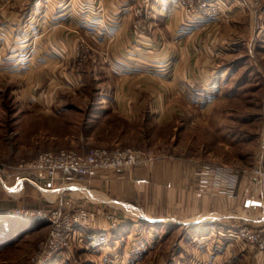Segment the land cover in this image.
<instances>
[{"label":"crops","instance_id":"0c3cea01","mask_svg":"<svg viewBox=\"0 0 264 264\" xmlns=\"http://www.w3.org/2000/svg\"><path fill=\"white\" fill-rule=\"evenodd\" d=\"M218 1L219 19L195 21L177 0H16L0 10V89L21 88L28 104L15 126H26L31 113L79 129L62 134L59 144L67 147L176 146L178 124L187 128L204 107L196 100L235 76L239 64L226 56L255 39V16L243 11L245 0ZM82 34L97 53L80 65ZM58 133L47 138L58 141ZM177 155L130 169L91 170L83 183L65 171L52 190L23 178L25 172L0 173V253L31 252L47 235L45 220L17 217L16 207L68 195L100 211H123L128 219L119 228L130 224L120 238L104 220L78 229L82 264H264V253L232 230L237 221L264 225V201L246 196L250 181L244 176L230 194L200 164ZM68 251L52 263L69 264Z\"/></svg>","mask_w":264,"mask_h":264},{"label":"rangeland","instance_id":"374dc122","mask_svg":"<svg viewBox=\"0 0 264 264\" xmlns=\"http://www.w3.org/2000/svg\"><path fill=\"white\" fill-rule=\"evenodd\" d=\"M15 1L3 0L0 10L14 7ZM244 4L245 9L243 11L246 13V10H251L255 16V39L251 41L249 46L245 45L239 51L233 53L232 56H226V61L235 65L236 63L239 64L236 67L237 72L235 76H233L229 83L222 85L216 84V87L206 94L202 102L196 100L197 104L200 106L203 105L204 107L198 112L194 111L193 115L189 117L187 128L185 127V123L181 122L178 124L176 131L177 139L175 140L176 146L174 144L164 149L160 146L151 148L124 144L116 146L93 145L89 147L84 146L83 148L60 145L59 142L62 143L64 141L62 134L65 136L80 132V130L72 129V123H66L62 120L58 121V119H54V122L51 123L47 119L40 118L41 115L31 113L28 115V117L31 116L27 118L26 126H15L14 123L24 115V110L22 111L21 106L27 107L28 104L25 103V98L20 95L22 93L21 88L20 93L8 85H1L0 173L8 174L7 172L9 171L12 174H15V172L20 173V171L25 172L23 174L24 177L36 180L45 188L48 183L45 185L44 177L34 175L33 172H28L27 168L24 167L26 164L38 161L40 156L45 153H58L66 150L88 154L91 149L96 147L109 149L128 147L144 151L151 150L156 155H163L165 157H168L171 152H176L178 157L188 158L193 163L200 164V166L205 163H211L219 167H232L240 171L241 175L239 180L241 181L244 175L251 171L252 168L264 164V35L261 33L264 29V15L259 14L264 9V0H262L261 6L255 8H252L251 4L246 0ZM138 11H136V14ZM141 14L143 13L141 12ZM137 24H143V21L140 20V23ZM88 43L89 41L82 34L76 48L77 57H80L82 60L80 65L86 64L87 60L92 59L90 55L97 53V51L92 49L93 46L91 47ZM79 50L80 54L78 53ZM83 57L86 58L84 59ZM69 116L72 117V115ZM42 128H46L47 132L43 131ZM193 131L196 135L193 134L194 138L192 140ZM56 132H61V135L58 133L60 136L58 141H52L47 138V136H51L55 139V136H57ZM168 148H170L171 152L167 150ZM173 155L176 156L175 153ZM65 171L69 170L60 171L57 177L52 178L46 176L50 181L49 185H52ZM87 175L79 178L75 173L76 180L80 183H83L87 179ZM5 178V181H8V177ZM211 183L215 187L220 188L213 182ZM0 184L5 185L2 182ZM248 185L251 187L246 194L247 197L255 190L251 182ZM225 191L228 192L227 188H225ZM257 193L258 200L263 202L264 198L260 189H258ZM22 207L29 206L23 205L15 209ZM30 208H43L50 215L49 217L53 218L54 222L60 225L64 224L67 217L75 219L83 211L90 215L94 213L96 219L91 223L92 226L85 227L84 230L94 228L102 220L110 224L114 219L120 222L119 217L123 216V221L125 218H128L127 214L123 211V214L118 211L105 209L100 211L76 201L68 195L61 196L55 200L52 198H43L38 206ZM238 222L240 221L236 223ZM242 223L240 222V224ZM54 225V223H48L47 235L36 241L31 252H26L24 247L1 252L0 264H42L41 260H33V258L39 252L40 245L51 234ZM16 236V239H18L19 233H16ZM71 242L73 243V247L68 252L73 261H69V264H82L81 258L86 259V257H82V253H77L75 250L76 247H80L83 244V242L80 243L78 240L77 231L71 234ZM46 259L47 257H44V260ZM55 259L57 258L55 257L51 261Z\"/></svg>","mask_w":264,"mask_h":264},{"label":"built area","instance_id":"2783aa9c","mask_svg":"<svg viewBox=\"0 0 264 264\" xmlns=\"http://www.w3.org/2000/svg\"><path fill=\"white\" fill-rule=\"evenodd\" d=\"M178 3L186 11L187 15L192 20H216L219 19L222 12V4L218 0H177ZM252 8L261 6L262 0H246ZM3 0H0L2 6ZM254 2V5H253ZM141 10L137 14H141ZM264 15V9L259 12ZM163 155H156L151 150H139L134 148L117 147L109 149L105 147H96L91 149L88 154H81L77 151L63 150L58 153H45L40 156L38 161L31 162L24 165L27 171L39 173L48 177H57L60 171H73L80 178H83L91 170L105 171V170H120L130 169L138 165L151 163L157 159L164 158ZM202 173L208 177L211 182L222 189L227 188L228 193H233L236 183L240 178V171L232 167H219L211 163H205L201 166ZM255 187V190L249 195L251 200H258V189H260L264 198V164L254 167L251 171L244 175ZM28 181L43 188L40 183L32 178H27ZM46 189L52 190V185ZM14 215L20 218L45 220L46 222L54 223L51 234L40 245L39 252L35 254L33 260H41L42 264L49 263L52 259L72 248L71 234L78 232V229L92 226L91 223L96 219L94 213L92 215L81 212L75 219L66 218L64 224H56L54 219L44 211L43 208L22 207L14 210ZM120 222L116 219L109 224L111 229L119 227L123 220V216L119 217ZM128 219V218H127ZM234 234L248 248L253 249L259 253H264V225L250 226L240 222L234 224ZM70 233V236H69ZM78 240L82 243V236L78 235ZM44 257H47L44 260Z\"/></svg>","mask_w":264,"mask_h":264},{"label":"trees","instance_id":"16d2710c","mask_svg":"<svg viewBox=\"0 0 264 264\" xmlns=\"http://www.w3.org/2000/svg\"><path fill=\"white\" fill-rule=\"evenodd\" d=\"M123 226V225H122ZM112 231H111V233L113 232V234L116 236V237H118V238H120L123 234H127V232L130 230V224H126L125 225V230L123 229V227L121 228H116V229H111ZM52 262L53 261H50L49 263H47V264H52Z\"/></svg>","mask_w":264,"mask_h":264},{"label":"bare ground","instance_id":"6f19581e","mask_svg":"<svg viewBox=\"0 0 264 264\" xmlns=\"http://www.w3.org/2000/svg\"><path fill=\"white\" fill-rule=\"evenodd\" d=\"M20 223H22V222H20Z\"/></svg>","mask_w":264,"mask_h":264}]
</instances>
